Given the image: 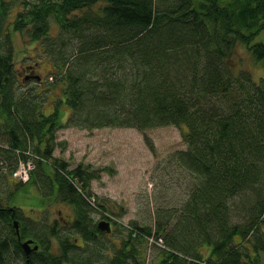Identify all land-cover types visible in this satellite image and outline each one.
<instances>
[{
    "label": "trees",
    "instance_id": "trees-1",
    "mask_svg": "<svg viewBox=\"0 0 264 264\" xmlns=\"http://www.w3.org/2000/svg\"><path fill=\"white\" fill-rule=\"evenodd\" d=\"M263 30L264 0H0V264H262ZM13 31L52 61V84L70 107L65 122L58 107L44 113L43 91L19 90L40 74L29 65L35 73L17 77ZM238 44L263 69L259 78L234 65ZM164 125L186 127V148L172 159L188 191L178 207H157L152 224H120L91 188L103 169L54 154L63 127ZM21 163L32 164L38 204L62 201L70 214L50 219L14 191L4 197L2 178ZM96 210L111 231L125 229L119 245L103 240ZM150 242L159 251L147 261Z\"/></svg>",
    "mask_w": 264,
    "mask_h": 264
},
{
    "label": "rangeland",
    "instance_id": "rangeland-1",
    "mask_svg": "<svg viewBox=\"0 0 264 264\" xmlns=\"http://www.w3.org/2000/svg\"><path fill=\"white\" fill-rule=\"evenodd\" d=\"M56 27L58 24L53 22L54 34ZM12 38L19 80H25L24 70L29 65L36 66L39 74L44 78L42 81L36 78L29 79L26 84L19 81L17 83L19 90L26 92L37 87V91H43L42 95L47 96L44 101V113L49 114L58 107L61 120L65 122L70 114V107L62 93V85L52 84V70H55L52 61L43 56V52L39 53L38 41H24L19 31H13ZM256 40L264 41V30ZM36 61L37 64H34ZM233 63L236 67L250 70L254 78H259L263 73L261 66L244 45L238 44L236 47ZM185 128L178 125L145 129L103 127L92 130L63 127L56 131L54 154L65 159L72 167L84 163L102 168L100 177L92 180L91 188L97 196L107 199V203L121 214L113 217L124 225L131 220H135L139 225H148L153 223L157 207L162 204L178 207L188 191L187 172L177 164H173L172 159V154L176 150L186 148L183 132ZM62 140L64 143H60ZM15 177L6 174L5 179L2 178L4 197L9 191H14L15 196H18L19 202L28 212H31L30 210L36 214L44 212L49 214L50 219L53 217L58 219L66 213L70 214L69 206L62 201L47 199L44 204H38L40 196L35 186L27 180V177H23L25 184L22 186ZM60 210L63 211L61 215ZM234 211L240 218L241 213L236 209ZM92 215L94 220L104 218L100 210L93 211ZM64 222L59 224L68 225ZM112 227L113 230L103 240L119 245L120 240L125 236V229L114 224ZM151 242L146 247L147 261L155 258L159 251V248L151 245ZM79 243H82L80 238ZM161 243L160 241L157 245L160 246ZM104 259L107 260L106 257L102 258ZM262 264H264V254Z\"/></svg>",
    "mask_w": 264,
    "mask_h": 264
},
{
    "label": "water",
    "instance_id": "water-1",
    "mask_svg": "<svg viewBox=\"0 0 264 264\" xmlns=\"http://www.w3.org/2000/svg\"><path fill=\"white\" fill-rule=\"evenodd\" d=\"M31 76H26V79H29ZM37 79H40L41 78V76L40 75H36L35 76ZM99 227L102 229V230H104V231H106V232H110L111 231V222H110V220H106V219H102V220H100L99 221ZM14 225L18 228V223H17V221H15L14 222ZM18 231V230H17ZM33 243V239H27L26 241H24V242H22V245H23V247L25 248V251L27 252V253H29L32 249H33V247H31V244ZM38 248V245L37 244H35L34 245V249H37Z\"/></svg>",
    "mask_w": 264,
    "mask_h": 264
},
{
    "label": "built area",
    "instance_id": "built-area-1",
    "mask_svg": "<svg viewBox=\"0 0 264 264\" xmlns=\"http://www.w3.org/2000/svg\"><path fill=\"white\" fill-rule=\"evenodd\" d=\"M32 167L31 163H21L19 169L14 172V175L23 179V177H27L28 178V169Z\"/></svg>",
    "mask_w": 264,
    "mask_h": 264
},
{
    "label": "flooded vegetation",
    "instance_id": "flooded-vegetation-1",
    "mask_svg": "<svg viewBox=\"0 0 264 264\" xmlns=\"http://www.w3.org/2000/svg\"><path fill=\"white\" fill-rule=\"evenodd\" d=\"M26 69H27V70L29 69V70H31L32 72L35 73V70H34L33 67H31V66H30V67H27ZM27 70H25V73L27 72ZM27 73H28V72H27ZM34 73H32V74H34ZM34 76H36V75H33V76L31 75V78H33ZM61 211H62V210H61ZM100 220H101V219H100ZM100 220H99V221H100ZM68 224H69V222H68ZM110 232H111V231H110ZM110 232H107V233H110ZM79 238L81 239V241H83L81 235H80V236H76L74 240H75V241H78Z\"/></svg>",
    "mask_w": 264,
    "mask_h": 264
}]
</instances>
